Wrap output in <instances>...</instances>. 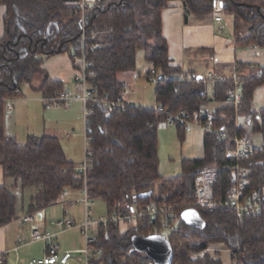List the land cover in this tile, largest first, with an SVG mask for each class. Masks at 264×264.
Masks as SVG:
<instances>
[{
    "label": "trees",
    "instance_id": "obj_1",
    "mask_svg": "<svg viewBox=\"0 0 264 264\" xmlns=\"http://www.w3.org/2000/svg\"><path fill=\"white\" fill-rule=\"evenodd\" d=\"M173 0H89L84 12L79 0H0L5 6L4 34L0 39V166L7 178L22 189L33 188L28 206L36 213L58 203L67 190L84 191L91 200H102L108 216L127 212L136 205L145 208L160 201L173 207L176 230L167 236L172 249L171 264H226L221 255H211L212 246L229 252L227 264H264V211L261 215L238 217L228 208H196L205 222L203 229L186 224L181 213L193 208L195 178L199 171L215 168L218 180L214 189L217 203L228 200L233 189L234 168L249 171V193L264 192V159L253 156L239 161L227 159L233 149L229 140L218 141L212 134L203 138L202 158L184 160L182 174L164 178L159 173L158 131L165 116L154 108L125 103L110 110L104 101L117 102L125 86L119 73L135 72L137 54L144 51L151 66L147 77L155 75L156 106L171 114L192 113L223 105L213 111L215 128H224L229 136H244L236 126L238 117L248 119L252 134L264 136V109L253 112L255 90L264 85V69L240 81L241 100L231 101L235 82L218 81L212 94L203 78L172 64L169 46L163 35L162 12ZM184 7V23L207 21L218 5L233 20V33L239 43L264 49V0H179ZM68 53L73 62L85 57L90 64L88 82L103 101L89 103L92 114L86 118V136L91 165L85 181L64 153L59 139L30 136L25 145L5 133L6 100L22 95L27 84L44 99L63 93L64 84L51 80L42 68L46 59ZM75 68L78 66L74 63ZM51 105V104H48ZM65 105V104H59ZM179 138L185 132L176 125ZM15 195L0 187V227L16 219ZM120 205V206H118ZM168 214L159 216L167 221ZM162 234L150 218L121 232L115 223L98 225L93 252L88 264H155L137 251L132 239ZM100 256H96L97 253Z\"/></svg>",
    "mask_w": 264,
    "mask_h": 264
},
{
    "label": "crops",
    "instance_id": "obj_2",
    "mask_svg": "<svg viewBox=\"0 0 264 264\" xmlns=\"http://www.w3.org/2000/svg\"><path fill=\"white\" fill-rule=\"evenodd\" d=\"M184 12L183 4L179 0L171 1L168 8L162 12V29L168 42L169 57L174 66L187 72H194L196 76L201 74L208 86L209 95L212 94V85L218 81L240 82L264 69V49L240 44L233 33V20L230 16L225 15V17L221 11L222 21L216 22L215 13L217 11H215L212 18L207 21L193 20L191 23L185 24ZM5 16L6 8L0 5V39L4 34ZM221 28L223 29L221 30ZM190 54H193L195 59L189 58ZM199 54L202 55V61L205 62L204 66H199L196 63ZM74 63L70 55L65 53L46 59L42 68L51 80L61 81L64 84L65 91L76 94L77 90L73 77L77 70ZM208 66L211 70H208L207 73L203 72L204 67L207 68ZM133 73L118 74V79L125 86V97L130 94L128 93L129 88L131 89L132 84H134L132 83ZM209 73L213 74V77L206 80L204 77ZM40 83L41 80L37 81L35 87H39ZM36 88L29 86V95L26 98L22 95L15 98L17 100H15V105L13 103V110L8 111L13 115L8 116V118L11 120L12 125H16V128L9 126L5 119V133L14 136L21 145H25L30 136L57 138L67 159L79 170L84 163L82 157L83 143L84 147L87 143V117L84 114L83 104L80 101H74L70 105H48L42 95L35 90ZM125 102L133 105L126 98ZM222 106L221 104L212 103L211 109H207L216 111ZM263 109L264 85L255 90L252 105L253 112L257 113ZM244 118L238 117L236 126L245 129L256 146H262L259 144L261 141H257V139L264 136L261 134L253 135L250 132L248 119ZM255 136L257 137L255 138ZM1 186H5L12 191L17 199V204L16 219L0 227V254L4 255L5 264H30L32 260L44 256H40L41 253L39 255L32 252L30 246L33 244L27 246L19 244L20 240H27L30 235L29 227L23 225L20 218L29 213L28 206L35 190L33 188L24 190L18 181L5 177L2 166H0ZM28 190H32V192L30 193ZM25 191L29 192L26 201ZM82 195V191L67 190L58 203L42 211L43 223L41 229L58 236L60 231L54 223L58 220L70 218L68 208L73 204L80 203ZM83 220L84 216L83 218L80 216L75 217L77 223H82ZM58 246L61 248L60 245ZM82 259L85 260V257L83 256Z\"/></svg>",
    "mask_w": 264,
    "mask_h": 264
},
{
    "label": "built area",
    "instance_id": "obj_3",
    "mask_svg": "<svg viewBox=\"0 0 264 264\" xmlns=\"http://www.w3.org/2000/svg\"><path fill=\"white\" fill-rule=\"evenodd\" d=\"M79 7L84 12L90 7L89 0H79ZM220 7V6H219ZM216 9V22L222 21L221 8ZM223 28H221L222 30ZM75 63L78 68L73 77V81L76 85V94H72L68 91H64L56 97L44 99L47 104L58 105L65 104L70 105L74 101H80L84 106V114L86 117L92 114V110L88 107L89 103L103 102L96 97V90L92 88L88 82V68L90 64L86 61L85 57L75 59ZM213 75H209L211 79ZM149 82L157 83L158 78L155 75V71H152V75L148 77ZM236 91L231 95V101L238 104L241 100L240 90L241 83L236 81ZM14 99L6 100V111H11L14 108ZM125 92L121 93L117 102L104 101V104L108 105L110 110L116 108H124L125 105ZM155 111L165 116L166 125H180L184 132L189 134L193 130L197 129L203 132L204 135L212 134L218 141L229 140L233 149H229L225 152L227 159L242 160L248 157H259L264 159V145L258 147L254 144L252 137L249 135L234 136L231 137L224 128L216 129L215 113L209 109H200L192 113H179L171 114L163 107L156 106ZM264 164V161L262 162ZM91 165V153L88 149V141L85 147V161L83 166L78 170L85 181L87 172ZM249 171L241 168L237 165L233 171L232 181L234 183L233 189L229 192L228 200L217 203L214 199V189L218 180V171L215 168H206L198 172L195 178V201L193 208H228L235 212L238 217H249L261 215L264 211V192L262 193H249ZM90 197L85 187L83 191V199L81 202L84 204V220L82 223H77L71 218L58 220L54 223L60 233L65 231H71L74 229H80L86 239V248L81 250V253L85 257V261L89 262V258L93 252V244L95 237L92 235V231L101 224L115 223L119 226L121 232H125L128 229L135 227L144 218H150L151 222L155 226H159L162 230V234L165 237L173 233L177 228V220L175 218L173 207L167 206L164 202L157 201L145 208H138L136 205L129 208L127 212H114L108 218L96 219L92 211L93 203L90 201ZM120 206V205H118ZM168 214L169 219L167 221H160L159 225H156L157 218ZM20 222L23 225L29 227L30 235L27 240H20L21 246L32 245L36 243H42L45 245L44 256L39 259H34L30 264H72L74 254L69 251H62L61 248L55 243L57 234L50 233L41 229L43 223V212L28 213L20 218ZM166 235H165V234ZM59 234V233H58ZM0 264H5V257L0 254Z\"/></svg>",
    "mask_w": 264,
    "mask_h": 264
},
{
    "label": "rangeland",
    "instance_id": "obj_4",
    "mask_svg": "<svg viewBox=\"0 0 264 264\" xmlns=\"http://www.w3.org/2000/svg\"><path fill=\"white\" fill-rule=\"evenodd\" d=\"M219 7V5H218ZM220 8V7H219ZM216 14V13H215ZM225 16V14H224ZM227 16V15H226ZM225 16V17H226ZM144 51H139L137 54V67L136 71L132 74V86L131 89L129 88L127 101H131L133 105H144L149 108L156 107V98H155V87L156 83H151L148 80L147 73L151 69L150 65L145 61L144 58ZM189 58H194L193 54L189 55ZM197 65L204 66L205 62L202 61V55H197ZM211 68L208 66L207 68L204 67L203 72H208ZM217 71V70H216ZM205 73V74H206ZM209 75H213L209 73L206 77V80L210 79ZM141 77V78H140ZM198 77L202 78L201 74ZM236 86V83H235ZM29 85L24 84L22 86V96L26 98L29 95ZM77 93V91H76ZM14 99V105L16 104ZM211 109V108H210ZM209 109V110H210ZM212 111V110H211ZM13 113H6V121L9 126L16 128V125H12L11 120H9L8 116L10 117ZM244 118V117H241ZM245 119V118H244ZM24 122V121H23ZM22 122V123H23ZM251 132V131H250ZM203 132L200 130H193V132L187 134L185 133L184 139L182 140L179 138V133L177 130V126L175 125H166L162 123L159 127L158 131V155H159V173L164 178H173L178 177L182 174V163L184 160H194L203 157L204 150H203ZM249 135V134H246ZM254 135V134H253ZM256 135V134H255ZM250 136V135H249ZM251 137V136H250ZM257 136H255L256 138ZM264 137H258L257 141L260 140L261 145H264ZM258 143V142H257ZM82 149V157L83 162L85 161V149ZM84 164V163H83ZM83 166V165H82ZM30 193L32 190H28ZM29 192L25 191V201L27 200V196ZM83 199V195L81 200ZM73 204L68 208L70 211L71 219L75 220V217L83 218L84 215V204L81 202ZM91 203L94 204L92 206V211L94 213V218L101 219V218H108V208L102 200H90ZM165 234V233H164ZM166 235V234H165ZM56 244L61 246L62 251H69L74 254L73 260L71 261L72 264H87L85 260L82 259L83 255L79 253L81 250L86 248V239L85 236L82 234L80 229H74L71 231H65L60 233L55 238ZM33 253L39 254L40 256L44 255L45 245L42 243H36L30 246ZM208 252L216 256V253L221 255V259L224 263H229V252L224 249L223 246H212ZM82 256V257H81ZM96 256H100L98 252ZM39 259V258H36Z\"/></svg>",
    "mask_w": 264,
    "mask_h": 264
},
{
    "label": "water",
    "instance_id": "obj_5",
    "mask_svg": "<svg viewBox=\"0 0 264 264\" xmlns=\"http://www.w3.org/2000/svg\"><path fill=\"white\" fill-rule=\"evenodd\" d=\"M219 6L221 8L222 4ZM181 219L195 228L203 229L205 227V222L196 208L184 210L181 213ZM132 242L137 251L145 253L155 264L172 263V249L168 238L164 235L135 236Z\"/></svg>",
    "mask_w": 264,
    "mask_h": 264
}]
</instances>
